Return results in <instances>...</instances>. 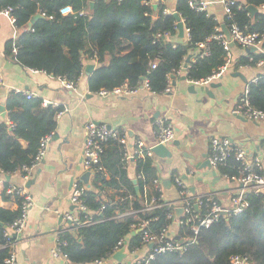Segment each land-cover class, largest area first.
Instances as JSON below:
<instances>
[{
    "label": "trees",
    "instance_id": "16d2710c",
    "mask_svg": "<svg viewBox=\"0 0 264 264\" xmlns=\"http://www.w3.org/2000/svg\"><path fill=\"white\" fill-rule=\"evenodd\" d=\"M189 1L176 0L175 3V11L183 19L188 33L186 39H181L176 36V21L172 12H163L160 5H146L144 0H0V9L11 7L10 14L15 18L14 25L19 30L7 42L5 53L26 68L41 70L76 83L83 69L81 51L88 46L87 56L98 62L88 78L90 92L114 87L125 80L134 85L142 77L148 78L152 90L161 92L166 84V75L183 63L187 55H190L187 66L189 79L211 74L225 60L223 45L216 39L209 40V52L200 55L197 44L206 41L220 23L206 10L192 8ZM246 4L254 5L257 11L249 14L245 9ZM65 5H70L74 12L61 14L59 10ZM230 9L232 15L224 16L223 23L232 20L245 31L264 33V0L234 1ZM80 11H84V14H80ZM37 13L41 16L29 24ZM96 25L104 28L108 34L100 37ZM167 33L169 36L164 37ZM13 41L15 51H12ZM262 48L264 50V39ZM118 51L128 53L117 57ZM263 56L262 52L240 54L234 64L253 66ZM153 59L157 60L156 66L149 69L148 62ZM247 85L251 105L264 111V72L257 74L256 81L248 80ZM6 106L12 108L7 116L13 127L9 128L7 121L0 122V170L10 174L23 164L29 165L35 153L15 154L12 143L14 136L25 129L36 112L44 108L55 113L61 107H42L41 99L27 98L20 92H11ZM53 127L54 124L50 123L43 128L38 141L42 135L52 134ZM131 162H134L136 174L143 175V179L135 178L139 186L138 195L132 179L127 175L128 163L121 157V145L113 139L105 143L101 165L106 175L95 172L84 195L93 216L101 221L81 227L75 233L62 234L66 242L62 252L69 261L92 263L105 259L120 239L126 240L129 251L139 248L142 245L140 232L131 227L139 218L157 216V219L150 220L153 231H159L170 222L166 218L168 209L165 207L137 215L117 216L129 208L139 209L146 197L157 194L152 180L158 177V169L153 160L147 157ZM236 163L232 158L228 159L225 165L218 167V174L234 173L233 165ZM173 173L169 176L171 182ZM106 188L111 193H105L106 196L102 197L100 193H104ZM128 194L132 195L131 199L125 198ZM14 199L19 202L17 196ZM18 214V208L0 207V245L7 243L3 237L5 226L12 223ZM177 227L179 236L187 234L185 226ZM9 250L8 246L0 247V264H5ZM235 254L247 256L251 264H264V191L251 193L249 205L242 212L200 229L195 241L184 251L160 253L151 264H228Z\"/></svg>",
    "mask_w": 264,
    "mask_h": 264
},
{
    "label": "crops",
    "instance_id": "0c3cea01",
    "mask_svg": "<svg viewBox=\"0 0 264 264\" xmlns=\"http://www.w3.org/2000/svg\"><path fill=\"white\" fill-rule=\"evenodd\" d=\"M207 1V13L212 14L220 24L223 23L224 8L221 0ZM175 3L176 0H152L153 6L160 5L165 13L175 11ZM96 29L100 37L108 34L99 25H96ZM18 31L9 16L0 11V104L5 111L4 117L0 111V122L8 120L7 114L12 108L6 106V99L11 92H20L23 96L25 91L31 92L33 96L30 98L41 99L42 107L60 106L61 110H65L58 114L61 110L50 113L41 109L34 114L25 129L14 136L13 152L31 155L35 151L40 131L48 124H54L44 158L33 168L30 177L24 179L19 170L10 174L0 172V207H18L14 197L4 192L7 183L23 185L33 202L25 227L16 236L12 246L16 264H83L71 262L63 256L54 257L50 250L55 242V231L65 226L57 212L64 213L72 209L69 193L73 180L79 179L87 187L90 186L93 174L89 173L85 182L82 174L86 171L81 164L84 126L88 121L106 123L116 129H127L129 143L141 138L146 144H152L154 120L160 115L168 116L173 125L174 137L167 147L173 151V155L164 157L154 154L151 159L162 181L169 179L170 173L174 172L173 176L183 178L194 193H214L223 199L226 188L231 186L230 182L221 177L215 179L210 170L200 167L205 156L207 157L209 140L214 135L227 136L243 147L248 156L257 155L264 162V122L251 121L231 113L236 98L247 81L263 72L262 68L254 65L239 67L234 64L238 55L247 53L240 45L233 44L231 64L220 78L213 80L219 83L210 88L213 95L200 90L201 84H195L191 88L192 84L182 78L184 73H173L170 78L171 90L168 92L151 94L141 89L134 96L116 97L89 91L88 78L98 62L87 56L88 46L81 51L83 69L74 89L64 87L58 76L19 64L5 53L7 42ZM186 35L184 30V37L181 39H186ZM127 53L128 51H118L117 57ZM88 64L93 65L90 72L85 69ZM238 71L240 75H235ZM44 101L47 104H43ZM176 141L180 144L178 149L173 145ZM126 170L129 178H136L134 162H129ZM216 174L219 175L217 170ZM105 193L110 194L111 190L106 188L100 194L103 197L106 196ZM164 196L168 199L176 197L172 182L169 186H164ZM177 226H170L169 231L173 236L178 235ZM146 252V246L141 245L132 253L126 249L119 259L111 254L102 262L86 264H134L133 255Z\"/></svg>",
    "mask_w": 264,
    "mask_h": 264
},
{
    "label": "built area",
    "instance_id": "2783aa9c",
    "mask_svg": "<svg viewBox=\"0 0 264 264\" xmlns=\"http://www.w3.org/2000/svg\"><path fill=\"white\" fill-rule=\"evenodd\" d=\"M235 0H221L224 8V16L231 17L232 12L230 6ZM207 0H190L189 5L196 10H205L208 5ZM144 4H152V0H144ZM11 7L0 9L3 13L7 14L10 21L14 24L15 18L10 14ZM61 14L73 13V9L70 5H65L60 8ZM80 14H84V11H80ZM229 31V38H226L222 32L221 24L214 28V32L207 37L206 41L199 42L198 48L200 49V55H206L209 52L208 41L216 39L221 42L225 50V60L211 74L199 78L189 79L187 78V66L188 61L184 60L178 67H174L170 73L166 75V84L161 92H168L171 90L170 78L171 75L184 73L186 79L191 84H208L209 82L218 79L225 72V70L231 64V46L230 41L233 44L240 45L242 48L255 47V53H264L262 48V42L264 39V33L255 31H245L241 29L236 22L230 21L225 24ZM184 30L187 33L186 27ZM160 35L159 33L157 34ZM188 35V33H187ZM186 35V38H187ZM164 37H168L169 34H164ZM12 51H15L14 41L11 44ZM157 60L153 59L148 62L149 69L156 66ZM251 66L249 64H241L239 67ZM254 66L260 67L264 72V56L259 58ZM35 70L36 69H32ZM64 87L74 89L75 83L69 82L62 77H59ZM257 76L251 78L252 81H256ZM1 83V78H0ZM141 89L149 91L151 94L156 93L151 89L149 80L147 77H142L137 84H130L127 80L111 88H101L96 93L102 96H116V97H130L137 95ZM27 98L33 96L31 92H24ZM43 104H47L44 101ZM65 110V109H64ZM61 110L58 114L64 112ZM233 115L242 116L251 121H263L264 111L255 108L251 105L248 96V85L245 84L242 92H240L236 98V101L231 109ZM8 127L12 128L13 124L7 120ZM154 142L152 144H146L141 138H136L132 143H129L128 131L125 128L116 129L106 123H97L94 121H88L85 126V133L83 143L81 147V164L85 171L91 174L95 172H103L104 168L101 165V154L104 150V145L109 139L116 140L121 145V157L125 163L131 162L137 158H151L154 156L153 146L156 144L168 145L171 143L174 137L173 125L166 115L158 116L153 123ZM51 138V133L44 134L39 138L35 153L32 161L29 165L23 164L19 171L22 172L23 178L27 179L31 175V171L37 166L44 158L47 150L48 141ZM264 148V143H263ZM209 151L207 158L211 168L217 170L220 165H225L226 161L230 158L237 163L233 165L235 172H224L219 174L221 179H224L231 183V186L227 187L226 195L223 199L219 198L214 193H194L190 190L189 186L183 178L179 175L172 176V185L176 189V197L168 199L164 196V183L157 177L152 180V184L157 191V194L151 197H146L143 201V205L139 209L129 208L127 211L117 214L122 216L123 214H138L143 212H149L156 208L165 207L168 209L166 218L170 220L159 231H153L150 229V220L157 219V216L153 218H139L137 222L132 223L131 227L136 228L140 232V239L142 245L146 246L147 252L144 254L133 255L134 264H151V261L156 255L167 251L182 252L186 247L195 241L199 230L207 228L217 223L222 218H228L231 215L242 212L249 205V195L251 193L260 192V189H264V162L261 157L254 155L248 156L244 148L231 141L227 136L214 135L209 140ZM18 171V170H16ZM1 173H4L0 170ZM15 172V171H14ZM6 174V173H5ZM137 178L143 179L142 173L136 174ZM88 187L81 180H73L71 190L69 193V202L72 209L64 213L57 212L58 216L65 222V226L55 231V242L51 248V255L54 257H66L62 252V247L66 244L62 239L64 233H75L77 229L92 225L101 221L99 218L93 216V212L88 208L85 201V191ZM4 192L12 197L17 196L19 198L18 216L10 224L6 225L3 230V237L6 238L7 243L1 246H8L10 248L9 255L5 258V264H16L15 254L13 251V243L16 236L25 227L30 208L32 206V199L29 193L26 191L23 185L17 186L13 183H7ZM126 199H131L132 195L128 194ZM123 198H121L122 200ZM181 207V216L177 218L175 215V209ZM101 208V207H100ZM183 225L187 229V234L184 236L175 237L169 229L171 225ZM15 234V237L13 236ZM11 238H14L13 241ZM124 246L127 249L126 240L120 239L114 246L113 254L120 247ZM137 248L129 251V253L135 252ZM103 259L95 260V263L102 262ZM228 264H251L249 258L245 255L235 254L229 259Z\"/></svg>",
    "mask_w": 264,
    "mask_h": 264
},
{
    "label": "water",
    "instance_id": "95a60500",
    "mask_svg": "<svg viewBox=\"0 0 264 264\" xmlns=\"http://www.w3.org/2000/svg\"><path fill=\"white\" fill-rule=\"evenodd\" d=\"M90 4L93 5L92 2H90ZM245 9L251 15H253V13L257 11V7H255L252 4H246ZM172 15H173V17H174V19L176 21L177 37L178 38H183L184 37V28H185L183 19H181L180 14L177 11H173ZM40 16L41 15L39 13L35 14L33 16V18L30 20L29 24L32 23L34 19H36V18H38ZM221 29H222V32L225 34L226 38H229V31H228V28L226 27L225 23H221ZM230 46L231 47L233 46V42H231V41H230ZM255 50H256L255 47L246 48V52L247 53L254 52ZM189 58H190V55H187V57L185 58V61L187 62L189 60ZM92 68H93L92 64H88L85 67L87 72H90L92 70ZM235 75H240V72L239 71L235 72ZM182 78H186V77L183 76ZM218 84L219 83H215V82L211 81L208 84H201L199 86V89L204 91L208 95H213V93L210 90V88L214 87V86H216ZM194 86H195V84H192L191 88H194ZM0 111L2 112V116L4 117L5 116V111H4V106L2 104H0ZM173 145H175L177 149L180 147V144L177 141L174 142ZM152 149H153L154 154L158 155V156L172 157V155H173V151L171 149H169V147H167V145L156 144V145L153 146ZM200 167L207 168L208 170L211 171V173H212V175L214 176L215 179H220V176L216 174V170L211 168V166L209 164V161H208V158L206 156H205L204 160L202 161V164L200 165ZM88 175H89L88 171H86L85 173L82 174V179L85 182L87 181ZM6 176H8V175H6ZM132 182L134 184L135 192L138 195L139 194V186L137 184L136 179H132ZM163 183H164V185L169 186L171 184V181H170V179H166V180L163 181ZM26 186H28V183H26ZM260 191H264V189H260ZM181 211H182L181 207H177L175 209V215H176L177 218H180ZM13 236L15 237V234H13ZM175 237H178V235L175 236ZM124 251H125V247L124 246L120 247L118 250H116L113 253V257L119 259L121 256H123L125 254ZM83 264H86V263H83Z\"/></svg>",
    "mask_w": 264,
    "mask_h": 264
}]
</instances>
